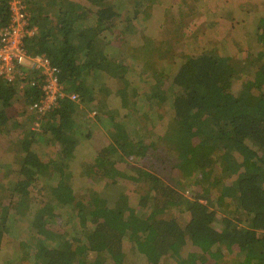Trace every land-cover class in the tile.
Masks as SVG:
<instances>
[{
  "label": "trees",
  "instance_id": "1",
  "mask_svg": "<svg viewBox=\"0 0 264 264\" xmlns=\"http://www.w3.org/2000/svg\"><path fill=\"white\" fill-rule=\"evenodd\" d=\"M10 1L0 0V27L7 25ZM25 1L37 27L24 39L26 51L48 56L64 91L77 99L65 97L42 118L41 136L33 129L24 133L18 166L5 167L18 178L10 184L9 212L0 210V253L1 245L14 244L20 258L11 260L6 253L0 264H137L125 244L142 254L146 264H160L167 256L175 264H264V47L238 70L211 52L197 51L168 73L165 83L153 85L154 92L130 91L125 72L134 73L140 65L125 60L134 57L138 8L120 11L114 0ZM149 3L154 0H141L139 6ZM44 7L51 11L42 14ZM249 15L241 11L240 20ZM258 17L248 29L264 44V17ZM176 32L183 33L179 28ZM112 43L118 51L100 54ZM152 43L144 45L140 60L160 51L147 50ZM109 76L117 79L115 89L108 88ZM239 80L244 81L241 89L232 91ZM18 90L17 84L0 81V125L7 133L10 106L19 102L15 110L28 112L27 104L39 95L22 90L17 96ZM98 95L105 102L107 96L121 101L103 111L101 126L110 142L100 146L98 157L76 161L83 141L94 137L89 126H96L87 118L88 127H83L80 106ZM160 103L166 114L159 120ZM133 145L150 163L138 174L120 166H129L127 155L130 162L137 159L128 152ZM170 152L178 158L183 178L199 189L191 199L164 184L154 171L163 166L157 160L163 162ZM81 172L87 176L80 177ZM126 177L139 183L134 195L121 191L110 202L96 191L97 180L113 185ZM34 186L47 191L36 210L30 195ZM212 205L224 213L220 228ZM175 207L188 218L163 217ZM4 235L11 240L5 242ZM224 252L239 256L227 263Z\"/></svg>",
  "mask_w": 264,
  "mask_h": 264
},
{
  "label": "rangeland",
  "instance_id": "2",
  "mask_svg": "<svg viewBox=\"0 0 264 264\" xmlns=\"http://www.w3.org/2000/svg\"><path fill=\"white\" fill-rule=\"evenodd\" d=\"M114 1L115 4L119 7L120 11H128L132 10L133 8H138L139 14L137 16L139 20L134 22V28H136L138 32L136 36V46L137 43L139 44L138 38L142 39L144 45H146L148 41L152 40L153 43L151 44V46L146 47L147 50L153 51L157 47H159L161 52H157L165 56V58L162 59L158 58V53L155 51L153 54L155 57L148 56L146 57V59H144V61L140 60L139 56L137 57L136 54L137 52H142V57H144L145 47H143L144 45L141 47L137 46L141 49L134 50V57L125 60V63H127L129 60L132 64L138 63L140 65L139 69L134 73L127 71L125 72L124 80L127 84L129 83L127 87L130 88V91L136 90L139 92H144L145 90H148L149 92H154L155 89L153 85H156L159 80H162V82L165 83V77L168 76V73L174 71L177 66L186 59V57L197 51L211 52L213 55L221 58L223 64L229 62V65L235 66L236 70H238L247 65L246 59L248 56L256 54L258 50L264 47V44H261L258 41L255 30L248 29L249 26H251V21L259 18L258 16L262 18L264 17V0H233L231 10L227 7L230 3V0H177V2L179 3L177 7L175 6V0H154L153 4L149 3L146 6H139L141 0ZM197 1H201L200 4L202 6L198 4L195 7V9H197V13L194 17L191 16L187 19L183 18L185 23H182L183 26H181V17L178 14V9L183 8V13H185L186 7L189 6L192 2ZM25 5V10L28 16H30L32 25H34L31 19V6L29 7L26 1ZM248 9V12L250 13L249 16L251 18L246 17V19L240 20L243 17L240 16L241 11ZM42 11V14H46V12L51 10H48L47 7H44L42 8ZM48 16L53 17V15ZM236 20L241 21L239 23L240 26L235 25ZM235 27L237 28V30ZM178 28L179 30L183 31V33H177L176 31H178ZM172 31L174 32V34H172ZM181 36L182 38L180 39ZM115 39H117V37H115ZM99 51L100 54H113L117 51V47H115L113 44L107 45ZM247 70L253 73V69ZM116 73L117 72L115 71V74ZM243 82L244 81L241 80L236 81L232 86V91L238 92L241 89V85ZM111 86L115 88L116 84H113ZM21 93L22 90L19 89L17 96ZM137 96L139 97L138 94ZM14 102L15 101L13 100L12 103ZM15 103L10 106L11 108H9L8 111H6L8 116L12 117V119L9 121V124L7 125L8 133L4 132L5 129L3 127L1 128L2 131L0 132V210L3 211V213H5L7 210L9 212V204H12L8 201L9 199H11V193L9 190L10 184L13 180H16L18 178V175H11L12 168L7 169L5 167L8 164L18 166L17 164L21 159L20 139L24 133H27L31 129L37 130L39 133L38 135H40L42 132L40 126H34L33 124L34 118L33 116H30V114L33 115V113L15 110L16 108L13 107ZM18 105L19 102L16 103L15 106ZM80 108L81 113L91 114L89 115L91 116L90 120H92L96 125H90L94 134L92 141L97 140L96 143L98 144H100L101 141L110 142V138L109 136H107L104 127L100 125L104 121L102 112L100 113L99 111V105L90 103V109L86 110L81 106ZM97 111L99 112V114L97 113ZM96 113L97 117L94 118L96 116ZM157 113L160 117L156 116V118L159 120L161 117L165 116L166 107L164 104L160 103L158 105ZM81 117L84 118L85 116L81 115ZM55 144H57V142H54V144L52 143V145L49 147H55ZM117 147L119 148V150H121L120 146L117 145ZM133 147H135V149H129L130 151L128 152H130V156L134 154L137 159L130 162L129 155H125L129 166L124 163H120V166H123V168L128 167L131 170H134L136 174H138V170L140 167H142V165L149 167L150 163H148L149 158L144 156V153L143 155H137V153L141 152V149L136 148V146L134 145ZM97 152L98 151L97 149H95V145L93 142L92 147H86L85 157L87 158L83 159V161L89 162L92 159V153L93 156L96 157ZM52 153H54V151ZM103 153L105 154V151H103ZM121 153H123V151H121ZM98 155L99 154H97V157ZM164 159V161L166 162H162L160 158L158 159L159 161L157 160L159 166L163 165L161 167L158 166L159 168L157 170H154L157 173L158 178L162 180L164 184L171 186L172 190L177 189L178 192L182 193L183 196L191 199L193 197V193L197 192V190L199 189L190 185V180H186L185 178H183L182 174L177 169V167L179 168L180 162L178 158L176 159V157H174L172 152L166 153V155H164ZM85 176L87 175H85L84 172H81L80 177ZM97 181L100 183V187L96 188V191H99L100 195L107 197L110 202H113L115 195L120 193L121 191L127 195H134V191L140 188L138 182H135L127 177L123 178L121 181H116V183L113 185H109V181ZM177 181H182L179 187H176ZM83 191L84 188H81L80 192ZM200 191L202 192V190ZM46 193L47 191L44 186H34L30 188V195L32 196L33 200H35L34 210H36L37 208L39 209L38 204L40 202L44 203V200L47 197V195H45ZM142 195H145V193L142 192L141 196ZM212 207L216 213V227L220 228L222 226L221 221L223 219L224 213L222 209L218 207V205H212ZM48 209L49 208H47L46 210H41L39 212L42 213L44 211H48ZM171 209L172 211L167 210L163 214V217L170 218L171 216H175L177 220H186L188 218L189 214L187 212L177 213L176 211L178 210V208L176 207ZM23 219L24 218L22 217L21 220ZM10 235L3 236V239L5 238V242L11 240L12 236ZM13 245L14 244H8L6 246L5 244L1 245L3 247L0 253V263L5 258L6 253L11 257V260H19L20 257L17 252H15ZM192 246L193 245H191L190 248H193V251L198 253L199 256H204L199 248H197L196 246ZM124 248L126 250H131L133 253L132 256L129 257V259L136 261L137 264H146L144 256L138 253L134 248H132L131 244H125ZM224 253V261L227 263H230L239 256L238 254H236V252ZM205 256L207 257L208 254H205ZM200 258L202 259V257ZM160 264H175V262L173 259L167 256L162 260Z\"/></svg>",
  "mask_w": 264,
  "mask_h": 264
},
{
  "label": "built area",
  "instance_id": "3",
  "mask_svg": "<svg viewBox=\"0 0 264 264\" xmlns=\"http://www.w3.org/2000/svg\"><path fill=\"white\" fill-rule=\"evenodd\" d=\"M25 6L24 0H11L7 25L0 27V81L39 92L38 98L26 108L33 113L34 126H40L42 118L57 109L62 99L74 101L77 96L64 91L58 68L48 56L26 51L24 39L34 35L37 27L32 25Z\"/></svg>",
  "mask_w": 264,
  "mask_h": 264
},
{
  "label": "crops",
  "instance_id": "4",
  "mask_svg": "<svg viewBox=\"0 0 264 264\" xmlns=\"http://www.w3.org/2000/svg\"><path fill=\"white\" fill-rule=\"evenodd\" d=\"M201 2V1H200ZM200 2L199 1H197V2H192L189 6H187L186 7V12L185 13H183V8H181V9H178V14L180 15V17H181V22H183V23H185L184 22V19L183 18H189V17H194L195 15H196V13H197V9H195V7L198 5V4H200ZM179 3L177 2V0H175V6L177 7V5H178ZM232 4H233V0H230V3L228 4V8L231 10V7H232ZM201 5V4H200ZM240 5V4H239ZM202 6V5H201ZM241 6V5H240ZM249 9H250V7H249ZM249 9L248 10H244V11H242V12H247V11H249ZM173 15V14H172ZM230 29V28H229ZM228 39V38H227ZM115 41H116V39H114ZM138 42H139V44L137 43V46H139V47H141V46H143L144 45V42L142 41V39L141 38H138ZM115 47H117V51L119 50V47H118V45L117 44H114V43H112ZM112 44H110V45H112ZM136 46V44L134 45V50H136V49H141V48H138ZM144 47V46H143ZM152 53V52H151ZM150 53V54H151ZM139 54H142V53H138L137 52V54L136 55H138L139 56ZM145 54V53H144ZM152 57H155L154 55H152ZM117 79H115L114 77H111V76H109L108 77V80H107V85H108V88H110V89H115L114 87H112L111 85H113V84H116V86H117V81H116ZM102 96L101 95H98L97 96V99L98 100H93V101H91L90 103H92V104H94V105H99V111H100V113L102 112V115H103V111H105L106 110V108H110V109H112V108H116V106L114 105L115 103H119V105H120V103H121V101H119V100H114V98H110L109 96H107L106 97V102L104 101V100H102V99H100ZM86 110L87 109H90V104L89 105H87V106H83ZM89 107V108H88ZM96 110H97V108H96ZM97 113L99 114V112L97 111ZM82 115H84L85 117L83 118V121L84 122H86L87 121V117L89 116V115H91V114H83V113H81ZM30 116L32 117L33 115L32 114H30ZM97 117V115L94 117V118H96ZM88 118H90L91 119V116H89ZM102 124V123H101ZM100 124V125H101ZM88 125V122H86V123H83V126L84 127H88L87 126ZM32 127V126H31ZM90 127V126H89ZM1 128H2V126L0 125V132L2 131L1 130ZM92 127H90V130H92L91 129ZM93 142H94V145H95V149H99L100 148V146L102 145V147H104V146H106V145H108L109 144V142H103V141H101V143H100V145L98 144V143H96L95 141H92V139L91 138H89L88 140H86V141H83V143H84V146H80V148L82 149V150H80V151H75V152H77L76 153V161H77V158H80V160H83V159H85V158H87V157H85V152H86V147H92V145H93ZM75 155V154H74ZM94 158V156H93V153H92V159Z\"/></svg>",
  "mask_w": 264,
  "mask_h": 264
}]
</instances>
